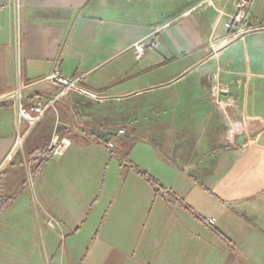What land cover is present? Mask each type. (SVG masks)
Listing matches in <instances>:
<instances>
[{
  "label": "crops",
  "instance_id": "1",
  "mask_svg": "<svg viewBox=\"0 0 264 264\" xmlns=\"http://www.w3.org/2000/svg\"><path fill=\"white\" fill-rule=\"evenodd\" d=\"M236 1L0 0V264H264V0L230 38ZM55 70L78 89L19 126Z\"/></svg>",
  "mask_w": 264,
  "mask_h": 264
},
{
  "label": "built area",
  "instance_id": "2",
  "mask_svg": "<svg viewBox=\"0 0 264 264\" xmlns=\"http://www.w3.org/2000/svg\"><path fill=\"white\" fill-rule=\"evenodd\" d=\"M253 0H237L236 1V12L231 15L225 23V26L229 30L230 38H234L238 35L243 34L248 31L249 28L244 27L245 20L250 11ZM134 49L136 57H140L145 50V45L141 41L134 43ZM79 77L68 78L60 74L59 70H55L52 74L47 76L46 81L57 83L60 86L59 91L47 98L36 96L31 103H26L23 94L22 85L19 83L15 91L12 92V96L15 100L16 110H17V123L19 126L25 124L29 128L34 122L41 120L48 108L54 106L55 101L63 94L71 90H77ZM229 123L228 134L233 137L235 134L242 133L241 127ZM119 134H123L124 130L119 129ZM19 137H17V140ZM233 139V138H232ZM71 144V140L66 137H60L58 135H53L49 144L46 147V153L50 155H60L62 154ZM106 145L108 148H113L114 142L112 139L106 140ZM209 222L212 223L213 219H209ZM50 226H54L52 220L48 221Z\"/></svg>",
  "mask_w": 264,
  "mask_h": 264
},
{
  "label": "rangeland",
  "instance_id": "3",
  "mask_svg": "<svg viewBox=\"0 0 264 264\" xmlns=\"http://www.w3.org/2000/svg\"><path fill=\"white\" fill-rule=\"evenodd\" d=\"M222 92H225V91H222ZM222 109V108H221ZM233 124H235V125H237V126H240L241 127V123H235V122H232ZM223 128L227 131L228 130V128H229V124H226V123H223ZM241 130L242 131H244L245 130V127L242 125V128H241ZM239 134H243V133H239ZM239 134H235V135H239ZM235 135L233 136V140H231V141H233V142H235ZM208 255V254H207ZM241 259L242 260H244V258L246 259L247 258V256H246V254L244 253V252H242L241 251Z\"/></svg>",
  "mask_w": 264,
  "mask_h": 264
},
{
  "label": "water",
  "instance_id": "4",
  "mask_svg": "<svg viewBox=\"0 0 264 264\" xmlns=\"http://www.w3.org/2000/svg\"><path fill=\"white\" fill-rule=\"evenodd\" d=\"M249 31V30H248ZM247 32V31H246ZM244 34V33H243ZM6 96H8V95H4L3 97H6ZM101 136H104V135H106L105 136V138H106V140L107 139H109L110 138V136L111 135H113V134H115V132H111V131H100V132H98ZM244 136H242V138H243Z\"/></svg>",
  "mask_w": 264,
  "mask_h": 264
},
{
  "label": "trees",
  "instance_id": "5",
  "mask_svg": "<svg viewBox=\"0 0 264 264\" xmlns=\"http://www.w3.org/2000/svg\"><path fill=\"white\" fill-rule=\"evenodd\" d=\"M45 152H46V151H45ZM141 174L144 175V176H146V173L143 172V171L141 172ZM147 178H148V179L154 184V180H153V179H151L149 176H147ZM207 226L212 227V225H211L209 222H207ZM210 230H211L212 232L216 233V234L218 233L217 230H214L213 228H210Z\"/></svg>",
  "mask_w": 264,
  "mask_h": 264
}]
</instances>
